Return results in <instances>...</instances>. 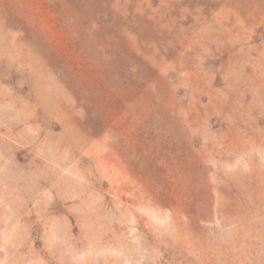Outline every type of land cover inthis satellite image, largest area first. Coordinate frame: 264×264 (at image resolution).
<instances>
[{"label": "rangeland", "instance_id": "374dc122", "mask_svg": "<svg viewBox=\"0 0 264 264\" xmlns=\"http://www.w3.org/2000/svg\"><path fill=\"white\" fill-rule=\"evenodd\" d=\"M0 264H264V0H0Z\"/></svg>", "mask_w": 264, "mask_h": 264}]
</instances>
